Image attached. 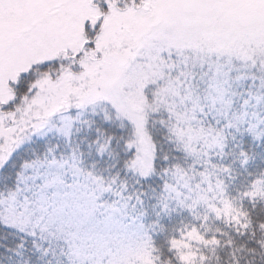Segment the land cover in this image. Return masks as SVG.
<instances>
[{
	"label": "snow or ice",
	"instance_id": "1",
	"mask_svg": "<svg viewBox=\"0 0 264 264\" xmlns=\"http://www.w3.org/2000/svg\"><path fill=\"white\" fill-rule=\"evenodd\" d=\"M0 264H264V0H0Z\"/></svg>",
	"mask_w": 264,
	"mask_h": 264
}]
</instances>
